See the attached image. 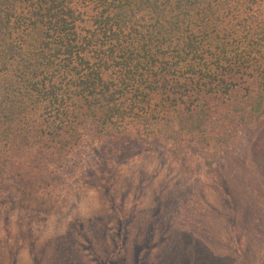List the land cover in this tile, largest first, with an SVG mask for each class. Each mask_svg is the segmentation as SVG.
Instances as JSON below:
<instances>
[{
	"label": "trees",
	"instance_id": "16d2710c",
	"mask_svg": "<svg viewBox=\"0 0 264 264\" xmlns=\"http://www.w3.org/2000/svg\"><path fill=\"white\" fill-rule=\"evenodd\" d=\"M262 120L264 0H0V198L52 213L105 137L194 163ZM183 229L175 264L181 239L190 264L231 257ZM57 241L60 264H83Z\"/></svg>",
	"mask_w": 264,
	"mask_h": 264
},
{
	"label": "rangeland",
	"instance_id": "374dc122",
	"mask_svg": "<svg viewBox=\"0 0 264 264\" xmlns=\"http://www.w3.org/2000/svg\"><path fill=\"white\" fill-rule=\"evenodd\" d=\"M182 228L206 232L231 256L224 264H264V120L221 158L194 163L156 140H99L52 213L0 198V264H60L52 243L65 237L83 264H175L167 253ZM178 243L176 264H190Z\"/></svg>",
	"mask_w": 264,
	"mask_h": 264
}]
</instances>
